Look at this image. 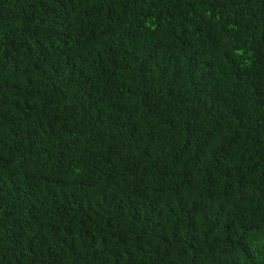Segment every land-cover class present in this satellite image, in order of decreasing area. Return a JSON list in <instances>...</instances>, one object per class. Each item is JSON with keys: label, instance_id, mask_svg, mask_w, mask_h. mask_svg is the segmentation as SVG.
<instances>
[{"label": "trees", "instance_id": "trees-1", "mask_svg": "<svg viewBox=\"0 0 264 264\" xmlns=\"http://www.w3.org/2000/svg\"><path fill=\"white\" fill-rule=\"evenodd\" d=\"M0 264H264V0H0Z\"/></svg>", "mask_w": 264, "mask_h": 264}]
</instances>
